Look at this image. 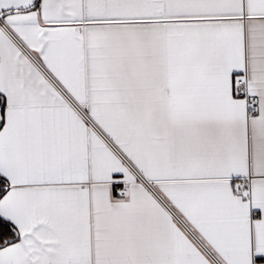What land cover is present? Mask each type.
<instances>
[{
  "label": "snow or ice",
  "instance_id": "6c2138e0",
  "mask_svg": "<svg viewBox=\"0 0 264 264\" xmlns=\"http://www.w3.org/2000/svg\"><path fill=\"white\" fill-rule=\"evenodd\" d=\"M0 264H264V0H0Z\"/></svg>",
  "mask_w": 264,
  "mask_h": 264
}]
</instances>
